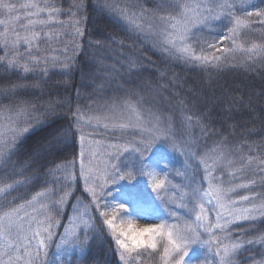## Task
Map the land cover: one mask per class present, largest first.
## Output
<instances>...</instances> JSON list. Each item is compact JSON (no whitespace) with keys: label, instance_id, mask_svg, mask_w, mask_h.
<instances>
[{"label":"rangeland","instance_id":"rangeland-1","mask_svg":"<svg viewBox=\"0 0 264 264\" xmlns=\"http://www.w3.org/2000/svg\"><path fill=\"white\" fill-rule=\"evenodd\" d=\"M164 1L163 41L197 64L217 60L215 53L243 25L263 21L243 19L257 0ZM83 5V0H0V61L23 73L68 72L80 47ZM227 16L232 26L218 30L214 24ZM147 24L153 34L155 25ZM196 26L211 34L189 41ZM200 36L207 45L196 50ZM86 114L77 160L57 170L58 180L73 184L57 195L39 193L0 216V264H84L97 221L111 237L118 264L240 263L236 253L245 245L236 225L264 217V194L251 188L252 178L240 176L218 147L177 138L174 126L162 127L149 107L133 102L114 114L103 109ZM17 133L0 120V160ZM228 164L234 167L224 177L219 172Z\"/></svg>","mask_w":264,"mask_h":264},{"label":"trees","instance_id":"trees-1","mask_svg":"<svg viewBox=\"0 0 264 264\" xmlns=\"http://www.w3.org/2000/svg\"><path fill=\"white\" fill-rule=\"evenodd\" d=\"M166 3L83 0L80 47L66 73H23L0 61V120L18 131L0 160V216L39 193L57 195L71 186L69 179H57V170L78 158L81 116L98 109L114 114L133 102L149 107L162 127L174 126L177 138L218 147L240 176L252 178L255 193L264 194V0L243 17L263 21L240 27L215 53L217 60L201 64L163 41L168 18L159 13ZM232 20L214 25L227 30ZM147 22L155 25L153 34ZM201 32L207 36L211 29L191 28L189 41ZM204 40L199 37L196 50L206 48ZM225 166L219 172L224 177L234 165ZM74 187L80 192L79 173ZM94 224L98 232L90 231L82 262L118 264L111 237ZM236 229L245 245L236 253L239 264L264 262V217Z\"/></svg>","mask_w":264,"mask_h":264}]
</instances>
